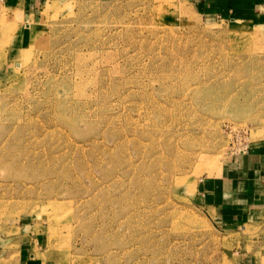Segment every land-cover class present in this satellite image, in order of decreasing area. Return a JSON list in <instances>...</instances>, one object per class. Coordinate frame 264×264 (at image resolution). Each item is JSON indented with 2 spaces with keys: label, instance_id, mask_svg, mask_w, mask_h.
<instances>
[{
  "label": "rangeland",
  "instance_id": "1",
  "mask_svg": "<svg viewBox=\"0 0 264 264\" xmlns=\"http://www.w3.org/2000/svg\"><path fill=\"white\" fill-rule=\"evenodd\" d=\"M17 3L0 0V264H264V209L222 223L198 194L264 143V22Z\"/></svg>",
  "mask_w": 264,
  "mask_h": 264
},
{
  "label": "crops",
  "instance_id": "2",
  "mask_svg": "<svg viewBox=\"0 0 264 264\" xmlns=\"http://www.w3.org/2000/svg\"><path fill=\"white\" fill-rule=\"evenodd\" d=\"M35 5L39 0H9ZM194 9L210 17H221L244 26L264 22V0H185ZM18 4V3H17ZM25 23L26 29L32 28ZM27 34L21 37L28 40ZM28 43V42H26ZM13 53V52H12ZM244 163L238 162L218 176L201 180L198 186L200 202L209 214L222 223H236L264 209V143L246 154ZM35 254L22 258L21 264H37Z\"/></svg>",
  "mask_w": 264,
  "mask_h": 264
}]
</instances>
